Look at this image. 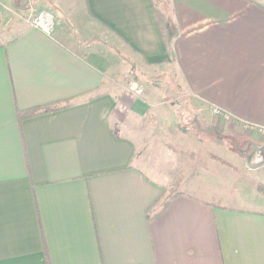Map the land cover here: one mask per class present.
Listing matches in <instances>:
<instances>
[{
    "label": "crops",
    "instance_id": "crops-1",
    "mask_svg": "<svg viewBox=\"0 0 264 264\" xmlns=\"http://www.w3.org/2000/svg\"><path fill=\"white\" fill-rule=\"evenodd\" d=\"M82 2L142 66L176 72L204 115V171L139 165L140 139L115 123H140L152 101L109 88L111 53L97 43L109 40L75 12L76 30L54 16L48 33L0 7V264H264V211L209 199L199 181L223 175L224 133L264 135V0H171L172 14L157 0Z\"/></svg>",
    "mask_w": 264,
    "mask_h": 264
},
{
    "label": "rangeland",
    "instance_id": "rangeland-1",
    "mask_svg": "<svg viewBox=\"0 0 264 264\" xmlns=\"http://www.w3.org/2000/svg\"><path fill=\"white\" fill-rule=\"evenodd\" d=\"M57 1L19 0L16 4L15 0H10L7 4L6 0H0V7L6 12L7 19L9 17L10 24H16L17 27L21 24L30 25L31 19L39 11L37 4L42 3L44 7L50 9L56 20L62 19L67 26L76 30L77 28L72 27L74 25L72 12H75L77 18L90 25V34L98 35L100 40H109L107 44L110 47L101 43L100 45L97 41L99 48L111 53L114 71L108 82L109 88L113 91H130L133 88L142 90L143 94L152 101L150 113L140 123H129L127 127L120 122L115 123L120 131H128L140 139L137 155L139 165L150 176L154 175L152 168L154 166L159 168L160 165L165 166L162 170L174 173L187 171L190 174L191 171H198L199 174L204 171L207 153L202 144L206 146V142L200 140L202 136L200 133L203 132L201 129L206 126L205 122L200 120L204 115H199L198 119L190 104L185 102L184 89L178 86L176 72L166 69L167 67L142 66L140 58L135 53L114 37L106 35L104 29L87 19L82 0H74L76 7L72 10L58 6ZM157 2L162 13L170 11L172 14L171 0H157ZM77 22L79 20H74V23ZM82 50L85 51L86 48L82 47ZM229 123L226 121L225 129ZM222 140L226 146L225 158L220 157V152L217 153L216 158L224 165H222L224 173L223 175L206 173L201 177L199 181H209L206 185L208 194L205 197L216 198L220 203L238 204L245 208L264 211V194L258 191V185L264 184V135L237 136L232 132L230 134L226 132ZM231 145H233L232 149L229 148ZM236 151L242 154L243 162H236L233 159V156L238 155ZM171 186H174L171 192L178 186L183 188L181 183Z\"/></svg>",
    "mask_w": 264,
    "mask_h": 264
},
{
    "label": "built area",
    "instance_id": "built-area-1",
    "mask_svg": "<svg viewBox=\"0 0 264 264\" xmlns=\"http://www.w3.org/2000/svg\"><path fill=\"white\" fill-rule=\"evenodd\" d=\"M30 24L35 29L49 33L54 26V15L48 10H39L31 19Z\"/></svg>",
    "mask_w": 264,
    "mask_h": 264
},
{
    "label": "trees",
    "instance_id": "trees-1",
    "mask_svg": "<svg viewBox=\"0 0 264 264\" xmlns=\"http://www.w3.org/2000/svg\"><path fill=\"white\" fill-rule=\"evenodd\" d=\"M67 105H69L68 102H66V103L48 104V105H44V106H39V107L27 109V110H19L18 114H19V117L22 119V118H26V117L35 116V115H38V114H41V113L57 110V109H59L61 107L67 106ZM258 191H260L261 193L264 194V184L261 183V184L258 185ZM168 202L169 201H167L164 204V207H166Z\"/></svg>",
    "mask_w": 264,
    "mask_h": 264
}]
</instances>
